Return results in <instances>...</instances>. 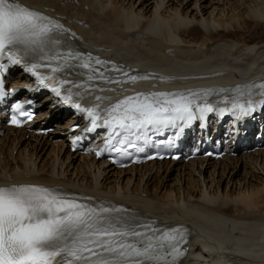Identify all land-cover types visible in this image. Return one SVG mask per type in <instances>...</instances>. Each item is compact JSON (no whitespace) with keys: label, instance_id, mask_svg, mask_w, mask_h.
Segmentation results:
<instances>
[{"label":"bare ground","instance_id":"bare-ground-1","mask_svg":"<svg viewBox=\"0 0 264 264\" xmlns=\"http://www.w3.org/2000/svg\"><path fill=\"white\" fill-rule=\"evenodd\" d=\"M17 2L59 19L85 51L128 78L89 81L102 104L159 85L228 96L247 92V101L264 100V34L248 28V22H264V0ZM17 74L15 84L28 81ZM37 120L34 131L5 128L0 187L54 188L78 202L134 212L161 228H190L191 251L182 264H264V151L122 170L72 153L65 136L73 121L43 135L45 117Z\"/></svg>","mask_w":264,"mask_h":264},{"label":"snow or ice","instance_id":"snow-or-ice-1","mask_svg":"<svg viewBox=\"0 0 264 264\" xmlns=\"http://www.w3.org/2000/svg\"><path fill=\"white\" fill-rule=\"evenodd\" d=\"M61 31L65 30L58 22L17 0H0V59H7L12 64L29 61L31 66L27 71L37 76L45 88L50 83L83 87L56 75L76 67L90 68L87 62L78 63L83 54H62L56 50L54 45L60 43L57 33ZM104 63L96 60V64ZM41 67L50 68L51 74L41 75L37 71ZM90 71L103 77L98 69ZM94 78V75L88 76L89 80ZM260 87L264 88V84ZM52 91L60 95V88L53 87ZM67 91L65 103L72 100L71 89ZM248 104L234 103L233 108L247 115L253 110L251 101ZM72 106L87 112L93 127L98 126L96 121L101 117L96 109L81 108L80 104ZM261 106L264 107V102ZM16 107L19 112L21 106ZM212 110L211 105L200 108L201 113ZM107 112L104 125L111 127L115 135L126 134V141L129 135H135L149 125L190 121L195 116L193 100L189 96L163 92L128 96ZM12 121L20 123L16 116ZM112 211L78 202L48 187H0V264H172L168 257L178 254V241L174 235L166 232L155 236L138 231L136 227L110 219ZM152 232L156 230L152 229Z\"/></svg>","mask_w":264,"mask_h":264},{"label":"rangeland","instance_id":"rangeland-1","mask_svg":"<svg viewBox=\"0 0 264 264\" xmlns=\"http://www.w3.org/2000/svg\"><path fill=\"white\" fill-rule=\"evenodd\" d=\"M257 24H259V25H257ZM255 25V26H254ZM263 25V26H262ZM254 26V27H253ZM257 26H259V27H257ZM257 27V28H256ZM248 28H250V29H256V30H254V31H257L256 33H257V35L259 36L260 35V33L261 34H264V22L263 23H258V22H253V21H251V22H248ZM262 37H264V35L262 36Z\"/></svg>","mask_w":264,"mask_h":264}]
</instances>
